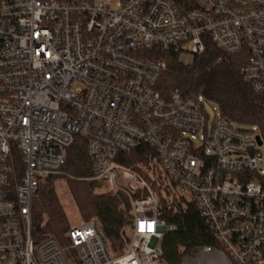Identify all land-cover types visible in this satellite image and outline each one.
<instances>
[{
    "label": "built area",
    "instance_id": "obj_1",
    "mask_svg": "<svg viewBox=\"0 0 264 264\" xmlns=\"http://www.w3.org/2000/svg\"><path fill=\"white\" fill-rule=\"evenodd\" d=\"M208 41L246 51L241 79L264 95V0L0 4V264H165L162 241L177 228L161 219L164 203L194 204L228 255L202 247L211 264L263 263L258 128L220 111L211 120L203 95L157 89L166 63L156 52L201 55ZM77 138L90 179L128 201L130 241L117 257L95 219L60 239L33 235V200L64 174ZM138 148L143 162H122Z\"/></svg>",
    "mask_w": 264,
    "mask_h": 264
},
{
    "label": "trees",
    "instance_id": "obj_2",
    "mask_svg": "<svg viewBox=\"0 0 264 264\" xmlns=\"http://www.w3.org/2000/svg\"><path fill=\"white\" fill-rule=\"evenodd\" d=\"M4 1L7 0H0V4ZM181 56L182 54L174 51L155 53L157 60L166 63V69L157 85L158 91L162 95L175 90L184 96L203 95L233 125L257 127L264 144V95L255 94L240 76V70L248 60V53L244 51L229 55L208 41L205 52L193 56L189 62L182 61ZM144 150L146 148H138L120 158L125 164L134 166L143 162ZM63 171L74 174V178L67 179L66 183L78 212L85 220L83 222L97 220L109 250L122 254L132 225L128 201L121 194H97L95 190L98 189V182L85 180L91 178L93 172L86 142L81 138H77L76 143L68 150ZM60 177L62 176L46 178L33 200L32 232L36 239H60L71 228L56 192L55 181ZM260 182L264 189V175L260 177ZM161 219L177 228L163 238L165 264H181L185 256L205 246L227 255L194 204H188L183 212H178L164 203Z\"/></svg>",
    "mask_w": 264,
    "mask_h": 264
},
{
    "label": "rangeland",
    "instance_id": "obj_3",
    "mask_svg": "<svg viewBox=\"0 0 264 264\" xmlns=\"http://www.w3.org/2000/svg\"><path fill=\"white\" fill-rule=\"evenodd\" d=\"M106 1V0H94V3L96 5L100 4L101 2ZM192 55L190 54H184L181 56V60L184 62H189L192 59ZM79 85H76L77 87ZM205 110L207 114L209 115L210 119L213 120L215 114H218L219 108L213 104V103H206L205 104ZM238 127V126H236ZM238 128H243V129H251V127H238ZM260 153H261V159L259 157L256 158V163L259 169L264 170V146L260 148ZM70 173V174H69ZM72 172H64L62 177L56 179L55 181V187H56V192L59 196V199L61 203L63 204L64 210L68 216L69 223L74 226V225H79L83 221V216L80 215V213L77 210V206L75 202L73 201L71 194L68 190L67 186V179H73L74 177L72 176ZM74 175V174H73ZM87 181H92L90 178L85 179ZM98 189L95 190V193L97 194H114L110 192V190L106 187L105 184L98 182ZM200 249L195 251L191 255H187L183 258L181 264H211V261L215 259V255H201L200 254ZM217 250V249H216ZM111 256L117 257L120 254L113 252L110 250ZM220 264H224L223 261L220 262Z\"/></svg>",
    "mask_w": 264,
    "mask_h": 264
},
{
    "label": "water",
    "instance_id": "obj_4",
    "mask_svg": "<svg viewBox=\"0 0 264 264\" xmlns=\"http://www.w3.org/2000/svg\"><path fill=\"white\" fill-rule=\"evenodd\" d=\"M257 140H258L259 145L261 146L263 144L261 137H258ZM129 241H130L129 238L126 237V243H129Z\"/></svg>",
    "mask_w": 264,
    "mask_h": 264
}]
</instances>
